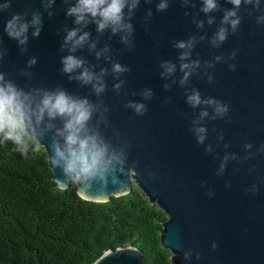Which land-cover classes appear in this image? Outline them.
<instances>
[{
  "label": "water",
  "instance_id": "obj_1",
  "mask_svg": "<svg viewBox=\"0 0 264 264\" xmlns=\"http://www.w3.org/2000/svg\"><path fill=\"white\" fill-rule=\"evenodd\" d=\"M215 2L218 8L205 13L204 0H139L131 28L117 34L97 33L90 23L83 29L89 40L71 54L97 75L106 70L96 94L62 71L66 29L78 27L65 14L75 0H0L9 5L0 8V75L37 99L63 90L94 105L89 127L123 164L105 174L106 190L77 184L76 191L95 201L138 187L166 215L159 239L171 264H264V0H241L238 8ZM161 3L166 7L158 10ZM225 10L236 11L235 28L221 24ZM24 13L29 21L39 15L40 31L33 36L30 26L19 44L5 24ZM181 42L186 47H177ZM115 64L124 70L113 72ZM193 95L200 100L195 106ZM50 136L39 142L56 182L64 177L49 161ZM92 264L144 259L127 245Z\"/></svg>",
  "mask_w": 264,
  "mask_h": 264
},
{
  "label": "trees",
  "instance_id": "obj_2",
  "mask_svg": "<svg viewBox=\"0 0 264 264\" xmlns=\"http://www.w3.org/2000/svg\"><path fill=\"white\" fill-rule=\"evenodd\" d=\"M52 175L43 147L22 154L0 137V264H92L127 245L144 264H171L159 239L166 215L134 184L96 203L72 182L60 192Z\"/></svg>",
  "mask_w": 264,
  "mask_h": 264
},
{
  "label": "clouds",
  "instance_id": "obj_3",
  "mask_svg": "<svg viewBox=\"0 0 264 264\" xmlns=\"http://www.w3.org/2000/svg\"><path fill=\"white\" fill-rule=\"evenodd\" d=\"M231 4L238 8L241 0H229ZM249 2V0H245ZM139 0H75L66 10V16L74 17L73 23L78 27L66 29L64 37L65 45L69 54L62 57V71L68 74L69 79H75L82 84H91L92 90L99 94L104 90L102 75L105 69H101L99 75L93 73L83 59L77 58L71 53L82 48L89 40L90 32L83 31L90 23H94L97 33H103L110 29L112 34H117L125 29H130L131 25L127 21L133 15V10L137 7ZM8 4L0 5V8H8ZM166 7L161 3L157 5L158 10ZM218 8L215 0H204L202 11L205 13L214 11ZM126 10V11H125ZM26 13L13 14L5 24V32L24 44L27 41L29 27H33V36L39 35L40 17L33 13L32 19L26 20ZM51 15V13H50ZM150 15V13H149ZM236 11L225 10L221 24L231 25L235 28L239 23ZM213 22L212 18L208 23ZM198 26L202 27L200 22ZM225 28H221L217 33V38H225ZM123 39V37H122ZM179 48L186 47L181 42ZM95 48V42L89 44V50ZM186 53L181 55L183 60ZM100 57V53H96ZM35 62L34 60L32 61ZM186 64L181 65V70L186 68ZM113 72L119 73L124 69L119 65H113ZM169 73L174 71V66L166 69ZM115 87H119L116 85ZM193 106L200 103L198 95L189 97ZM137 110L140 105H132ZM0 110L3 117L0 118V137L4 141H12L18 151L27 154L29 149L33 153L40 150V140L46 134L50 136L49 161L54 168L61 170L63 180L57 179L56 185L60 192L68 187V182L79 184L81 190H92L98 185L97 189L107 188L106 173L111 169L115 171L116 165H122L123 161L115 152H108L107 146L103 144L91 128L89 122L92 119L94 105L86 97H76L69 95L63 90L45 92L38 99L30 94L19 90L13 83L6 81L0 75ZM202 115H207L206 112ZM59 121V123H55ZM203 131V129H198ZM203 137H200L202 142ZM119 181L114 180L113 184ZM96 203H107L106 195L95 199Z\"/></svg>",
  "mask_w": 264,
  "mask_h": 264
},
{
  "label": "snow or ice",
  "instance_id": "obj_4",
  "mask_svg": "<svg viewBox=\"0 0 264 264\" xmlns=\"http://www.w3.org/2000/svg\"><path fill=\"white\" fill-rule=\"evenodd\" d=\"M3 117V113H2V110H0V118Z\"/></svg>",
  "mask_w": 264,
  "mask_h": 264
}]
</instances>
